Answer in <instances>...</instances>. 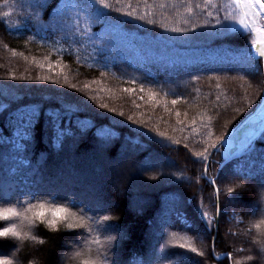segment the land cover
<instances>
[{
    "label": "trees",
    "instance_id": "1",
    "mask_svg": "<svg viewBox=\"0 0 264 264\" xmlns=\"http://www.w3.org/2000/svg\"><path fill=\"white\" fill-rule=\"evenodd\" d=\"M72 3L60 0L62 7L49 11L36 8V0H0V207L23 212L38 201L64 204L85 226L56 231L20 217L0 221L19 224L26 234L0 238V258L13 264L97 258L107 264H264V194L253 178L264 175V131L251 118L264 110V57L251 49L250 66L233 59L253 39L238 24L224 36L211 35L220 27L217 15L235 23L223 19L234 11L232 0L211 6L208 0H107L108 8L89 0L102 19L91 11L77 16ZM32 108L40 114L25 150L17 147L25 143L17 133ZM209 133L217 148H209L202 165L196 153L208 146ZM121 152L127 154L122 165L107 169ZM118 175L127 178L121 189L113 185ZM216 186L219 213L213 210ZM229 186L236 192L226 193ZM98 196L111 210L95 207ZM204 211L216 216L210 225ZM97 215L115 217L109 223L120 231L88 221ZM108 235L117 236L119 249L107 243ZM71 243L75 248L68 249Z\"/></svg>",
    "mask_w": 264,
    "mask_h": 264
},
{
    "label": "snow or ice",
    "instance_id": "2",
    "mask_svg": "<svg viewBox=\"0 0 264 264\" xmlns=\"http://www.w3.org/2000/svg\"><path fill=\"white\" fill-rule=\"evenodd\" d=\"M96 3L103 6V8H108L110 5L107 3V0H95ZM213 4V0H208V5L211 6ZM48 7L49 11L57 10L62 7L60 4V0H56V3L48 6L46 3H40L39 0H36L35 7L38 9H43ZM232 7L234 9L232 14H226L224 16V20H230L235 23L232 24H224L219 15L215 18V25H219L216 31L212 32L213 36H224L228 32L235 30L236 24H238L244 31L253 34V39L251 40V45L248 49H237L234 52L233 59L240 64L241 66H250L252 62L253 52L251 49H255V54H258L260 57H264V0H232ZM71 9L79 16L82 12L91 11L92 16L97 19H102L104 16L101 8L93 9L92 4L89 3V0H73L71 5ZM46 14V13H45ZM4 16H8L9 13L5 12ZM127 15L131 16L132 13L129 12ZM208 16L211 17L212 13L209 12ZM35 18L39 20L40 13L37 12L35 14ZM142 18V17H141ZM207 24L202 25L200 27H206ZM194 26L192 28L195 31ZM171 31L175 32H183L185 29L183 28H172ZM41 80H49V77H41ZM219 99V98H217ZM173 103H176L174 100ZM106 107V105L104 106ZM239 111V109H237ZM39 110L32 108L26 113L22 114L23 119L21 123L23 124V132L17 133L20 136L21 140H24L25 143L17 144L18 148H25L26 150V142L31 134V125L33 120L39 119ZM123 115V113H121ZM179 115V113H177ZM211 118H209L210 120ZM26 120V123H24ZM261 131H264V115L259 120ZM63 129L61 128L57 132V140L59 141L60 137L63 136ZM211 133H209V139L207 141L208 146L204 148L203 152L196 153V156L199 157V160L202 165L204 162L208 160L210 155L209 148H217V144L211 142ZM160 137H165V133H159ZM175 143H179L176 141ZM202 175H207V167L204 166L202 168ZM257 179L261 184V192L264 194V175L261 177H253ZM155 179V177H153ZM247 179V177H245ZM209 181L212 185H217V180L209 178ZM228 194H232L236 192L235 187H226L224 190ZM221 193V189L219 186L215 187L214 195L216 199L213 201V210L216 213L220 212V203L219 196ZM229 200H236L237 196L230 195L228 196ZM95 207L100 209L101 211L111 210L103 197H97L95 202ZM203 217L207 219V223L210 225L213 220L216 219V216L209 217V213L204 211L201 213ZM23 218L29 224L41 223L46 225L48 228L59 231L63 228L67 229H78L85 226V221L83 217L77 215L76 212L72 211V209L64 204H56V205H48L45 202L38 201L36 204H29V207L25 211H19L14 207H0V221H12L15 218ZM88 221L93 222L101 227H106L111 232H119V226L113 223H109L110 221L116 219L110 215H97V216H89ZM259 227V225H257ZM91 231V229H90ZM175 235V234H173ZM13 237L19 240H23L26 238V234L22 231V226L17 223H8L7 226H0V238H8ZM32 239H36V237H32ZM106 241L109 245L113 242L116 243L117 249H119L120 242L117 241V237L115 235H108L106 237ZM43 243V241H41ZM93 243L99 244L98 236L93 237ZM181 247H190L189 245H181ZM191 251L197 252V249L192 247ZM80 255V253H77ZM199 255L203 256L204 253L201 251ZM0 264H13L12 260L3 257L0 258ZM84 264H107L106 260L100 259H87L84 261Z\"/></svg>",
    "mask_w": 264,
    "mask_h": 264
},
{
    "label": "rangeland",
    "instance_id": "3",
    "mask_svg": "<svg viewBox=\"0 0 264 264\" xmlns=\"http://www.w3.org/2000/svg\"><path fill=\"white\" fill-rule=\"evenodd\" d=\"M263 109V108H262ZM257 111H255V113H253L252 115H251V118L253 119V122L254 121H256V120H260V118L262 117V115H263V111L264 110H259V109H256ZM246 128V125L244 124V125H242L241 126V128H239V129H236V130H233L232 132H231V134L232 133H234V132H237L238 130H241V129H245ZM259 128H261L260 127V123H259ZM230 134V135H231ZM227 149V148H226ZM104 156H96L95 158H93V157H89L88 155H84V156H81V158H83V159H108L107 157L106 158H103ZM151 157V156H150ZM149 157V159H151V161H154V160H157V158H155V159H153V158H150ZM125 158H127V154L126 153H124V152H121V155L119 154L117 157L115 156V160L113 159V160H111L112 162H114L115 163V161H117V165H106L107 167V169H118V167L117 166H119V165H122V163H123V160L125 159ZM157 161H159V159L157 160ZM144 162V161H143ZM164 162V161H163ZM125 166H127V168H128V165L127 164H125ZM100 167V166H99ZM96 168V167H95ZM103 168V167H102ZM120 168V167H119ZM80 169V168H79ZM106 169V170H107ZM73 172L74 173H79V171H75V170H73ZM87 175V174H86ZM130 175H131V173H130ZM127 175L125 174V177H126ZM125 177H123V176H116L115 178H117L114 182H113V185L114 186H116L118 189H121V188H123V186L125 185V180L127 179H125ZM120 193H123L122 192V190H121V192ZM217 231H218V224H217V228H216V231H215V233H217ZM152 232H153V236H155V234L157 233V228H154L153 230H152ZM117 237V236H116ZM153 238V237H152ZM152 238H151V240H152ZM152 243V242H151ZM71 248H75L73 245H72V243L70 244V245H68V249H71ZM221 256H223V255H221Z\"/></svg>",
    "mask_w": 264,
    "mask_h": 264
}]
</instances>
